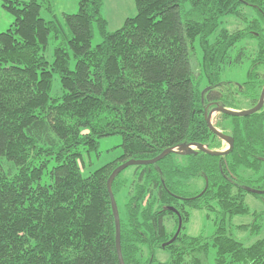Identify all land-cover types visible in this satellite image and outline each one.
<instances>
[{
	"label": "trees",
	"instance_id": "16d2710c",
	"mask_svg": "<svg viewBox=\"0 0 264 264\" xmlns=\"http://www.w3.org/2000/svg\"><path fill=\"white\" fill-rule=\"evenodd\" d=\"M0 1L13 16L0 32V264H119L108 176L124 161L183 143L221 148L205 110H241L227 99L235 92L251 101L247 109L256 105L264 85V0H133L136 13L113 31L103 0H78L62 21L55 0ZM229 16L241 27L228 29ZM95 26L101 40L92 45ZM50 38L56 44L48 61ZM244 63L242 83L221 79L225 67ZM55 75L61 90L51 95ZM262 108L243 117L221 113L220 130L233 139L226 154L170 153L135 165L129 180L124 170L114 177L115 202L127 187L119 219L124 264H264V236L250 241L234 232L260 231L261 214L249 211L244 195L252 189L264 199ZM113 135L121 137L120 155L84 176L83 152L97 153L99 140ZM197 179L203 184L194 188ZM191 210L212 217L213 229L188 235ZM249 214L248 223H229ZM158 249L168 251L167 260L157 259Z\"/></svg>",
	"mask_w": 264,
	"mask_h": 264
},
{
	"label": "rangeland",
	"instance_id": "374dc122",
	"mask_svg": "<svg viewBox=\"0 0 264 264\" xmlns=\"http://www.w3.org/2000/svg\"><path fill=\"white\" fill-rule=\"evenodd\" d=\"M77 8H78V0H55L54 14L59 18L60 21H62L63 13H69V14L75 13L77 11ZM135 13H136V10H135L133 0H103L101 14L107 20V30L108 31H113L119 28L123 24L126 17L133 16ZM41 15L46 20H50L52 17L45 10L41 11ZM12 22H13V16L8 11H6L4 8H2L1 1H0V32L7 30L11 26ZM225 25L230 30H233L236 27L238 28L241 27V24L237 21V19H235L232 16H229L228 18H226ZM100 40L101 38L98 32V29L95 26L94 34L91 39V44L96 45L97 43L100 42ZM55 44H56V40H53L50 38L49 43L44 51V55L48 61L52 60V52H53V48ZM246 49H247L248 55L250 53H253L254 44L252 42L247 43ZM234 53L235 52L232 51L231 55H234ZM252 55H249V56H252ZM199 61H200L199 53L198 54L196 53L195 54V64L197 65ZM73 66H74V58L71 55L70 67H73ZM246 68H247V63H244L241 66L236 65L234 67H225L224 74L221 77V79L230 80L233 83H242L244 81V74H245ZM260 71L263 72L264 70L262 69ZM60 90L61 88L59 85L58 77L55 75L52 81L51 95L60 94ZM240 98H241L240 92H235L233 95L231 94L230 96L227 97V99L231 101L234 105H238L241 108V110L247 109L249 105L251 104V101L247 98H241L242 101H240ZM215 106L217 105L211 104L209 108H213ZM262 110H264V107L262 108ZM220 115L221 113H219L218 111L212 112L210 116V121L213 125H215L216 123L219 126L220 122H223L222 121L223 119L221 118ZM220 128L222 127L219 126L218 128L219 131H221ZM120 144H121V137L119 135H113V136L102 138L99 140L97 153L90 152L89 154H87L83 152L82 154L83 175L86 176L90 174L95 169L101 167L105 163L112 161L117 156H119L121 153ZM227 145L228 144L222 140L220 150H224L225 148H227ZM51 164L52 163H50V165ZM4 165L6 166V164ZM133 170H134V166H128L122 172V177L127 178L129 180L131 178ZM241 174L243 176L245 175L246 177L251 175L250 171H247ZM43 180L48 181L49 179H47L46 176H44ZM191 182H192V187L194 188H199L203 184L201 179L192 180ZM250 184L253 186L257 185L256 182H253V181H251ZM244 198H245L244 199L245 204L249 208V211L251 213L255 211L261 214V217L259 219V224H260L259 234L260 235L259 234L249 235L247 230L246 231L244 230L236 231L235 230L234 232H235L236 237L242 238L246 236L251 241L258 237L264 236V199H261L259 195H256L250 192H246V195H244ZM126 199H127V187L125 186L121 188V190L116 194V206L118 209L119 219L122 218L123 220L125 219L124 209H125ZM252 219H253V216L251 214L244 215V216L236 215L231 219L229 223L233 226H236L237 224H240V223L241 224L248 223ZM168 222L170 223V221ZM212 224H213L212 217L207 218V215L204 211H199V210L192 211L191 210L190 215H189V220L187 224L185 225V232L190 236H196L203 232L207 233L213 229ZM168 227L171 228L172 224L170 223ZM246 241L249 242V240H246ZM208 254H209V259L212 262L214 249L210 248ZM143 255L144 257H146L147 255V252L145 249H143ZM155 255L157 259L161 261H165L169 257L168 251L163 250V249L156 250Z\"/></svg>",
	"mask_w": 264,
	"mask_h": 264
},
{
	"label": "water",
	"instance_id": "95a60500",
	"mask_svg": "<svg viewBox=\"0 0 264 264\" xmlns=\"http://www.w3.org/2000/svg\"><path fill=\"white\" fill-rule=\"evenodd\" d=\"M263 104H264V85L261 88L259 98H258L256 105H254L252 108L235 111V110H231L229 108H226L224 106L217 105L214 108H211L209 111L205 110V114H204L205 121H206V124H207L208 128L210 129V131L213 132L218 138H220L221 140H223L224 142H226L228 144L227 148H225L224 150H212V149H209L208 147H206L205 145L200 144V143H183V144L177 145L175 147L165 149L159 155H157L156 157H154L152 159H145V160L130 159V160L124 161L123 163L119 164L118 166H116L111 171V173L108 176V179L106 181V187H107V191H108V195H109V199H110L111 210H112V214H113V218H114L115 249H116V254H117L119 264H124V262H123V258H122V254H121V248H120L121 246H120L119 214H118V209L116 206L114 196L111 192V182L114 179V177L117 174H119L121 171H123L125 168H127L128 166L154 164L170 153H179V154L187 155L188 153H192L195 150H200V151H203V152L211 154V155L226 154L233 147V139L230 136L219 131L218 128H216L211 123L210 116H211L212 112L218 111L219 113H223V114H226L229 116L243 117V116H248L250 114H253V113L259 111L262 108ZM247 190L254 192V193H260V191H257V190H252V189H247ZM178 230H179V227H178Z\"/></svg>",
	"mask_w": 264,
	"mask_h": 264
},
{
	"label": "flooded vegetation",
	"instance_id": "af4514ba",
	"mask_svg": "<svg viewBox=\"0 0 264 264\" xmlns=\"http://www.w3.org/2000/svg\"><path fill=\"white\" fill-rule=\"evenodd\" d=\"M212 102H215V101H212ZM214 108V107H213ZM211 108H209V110H210ZM221 140V139H220ZM222 142V141H221ZM221 149V148H220Z\"/></svg>",
	"mask_w": 264,
	"mask_h": 264
},
{
	"label": "bare ground",
	"instance_id": "6f19581e",
	"mask_svg": "<svg viewBox=\"0 0 264 264\" xmlns=\"http://www.w3.org/2000/svg\"><path fill=\"white\" fill-rule=\"evenodd\" d=\"M250 193H253V192L250 191Z\"/></svg>",
	"mask_w": 264,
	"mask_h": 264
}]
</instances>
